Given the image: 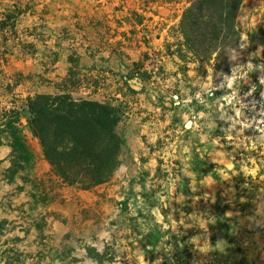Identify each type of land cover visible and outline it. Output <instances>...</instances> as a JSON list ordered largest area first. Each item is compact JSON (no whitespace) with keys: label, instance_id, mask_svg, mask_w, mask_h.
<instances>
[{"label":"rangeland","instance_id":"rangeland-1","mask_svg":"<svg viewBox=\"0 0 264 264\" xmlns=\"http://www.w3.org/2000/svg\"><path fill=\"white\" fill-rule=\"evenodd\" d=\"M185 7L0 0V115L33 155L14 167L2 125L0 264H264V0L218 67L178 58ZM63 93L123 113L121 164L83 195L29 128L27 97Z\"/></svg>","mask_w":264,"mask_h":264},{"label":"trees","instance_id":"trees-1","mask_svg":"<svg viewBox=\"0 0 264 264\" xmlns=\"http://www.w3.org/2000/svg\"><path fill=\"white\" fill-rule=\"evenodd\" d=\"M177 1V0H167ZM180 22L183 43L178 58L188 55L203 65H223L230 49L239 45V15L244 0H183ZM133 76L130 80L136 79ZM29 128L39 142L53 175L63 184L92 191L109 183L121 164L122 143L116 128L123 118L111 102L77 100L70 93L28 96ZM20 115L5 110L0 115L12 135L14 167L33 161V155L16 125ZM0 135V148L4 146Z\"/></svg>","mask_w":264,"mask_h":264},{"label":"crops","instance_id":"crops-1","mask_svg":"<svg viewBox=\"0 0 264 264\" xmlns=\"http://www.w3.org/2000/svg\"><path fill=\"white\" fill-rule=\"evenodd\" d=\"M102 186H103V185H102ZM87 192H89V191H80L79 194L83 195V193H87Z\"/></svg>","mask_w":264,"mask_h":264}]
</instances>
